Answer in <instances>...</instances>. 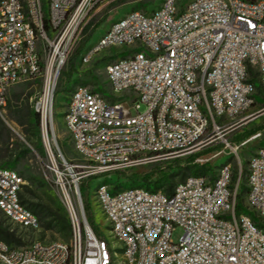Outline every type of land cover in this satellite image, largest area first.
Wrapping results in <instances>:
<instances>
[{"label":"built area","instance_id":"obj_1","mask_svg":"<svg viewBox=\"0 0 264 264\" xmlns=\"http://www.w3.org/2000/svg\"><path fill=\"white\" fill-rule=\"evenodd\" d=\"M114 1L0 0V109L10 86L39 80L31 107L42 163L69 223L68 242L0 240V264H264V145L246 159L243 204L261 225L235 211L237 151L260 132L236 143L223 137L264 109L263 102L248 112L256 92L252 76L264 96V0H162L153 10L132 9L110 20L84 43L79 61L88 63L109 47L133 51L105 63L109 95L85 83L73 86L62 120L75 156L66 160L54 128L56 83L91 15ZM217 138L234 155L235 175L223 162L214 174L186 176L170 195L143 186L113 192L103 182L94 186L107 237L120 248L109 251L85 218L80 182L167 163ZM25 184L15 170L0 168V212L9 230L38 231L36 215L19 201Z\"/></svg>","mask_w":264,"mask_h":264},{"label":"rangeland","instance_id":"obj_2","mask_svg":"<svg viewBox=\"0 0 264 264\" xmlns=\"http://www.w3.org/2000/svg\"><path fill=\"white\" fill-rule=\"evenodd\" d=\"M187 1L188 0H177V3L183 5ZM161 2L162 0H116L113 3L102 7L98 11H95L89 19L91 23L95 22V26L93 27V30L90 33L91 35H89V38L85 43H91L97 37V35L106 28L110 20L116 19L124 13L132 10L137 4H141L140 8L138 9L150 11L157 7ZM88 31L89 28L87 29V33ZM132 51V48L127 45L109 47L100 51L90 62L85 64L81 63L77 56L74 60L75 71L72 73L67 84L64 82V78L61 76V74H59L54 95V128L57 146L66 160L75 156L71 140L62 120L63 109L69 100V94L73 88L72 87L71 90H69L68 85H75L83 82L100 91L103 93V95H109V87L105 76V63L115 57L126 56ZM65 68L66 62L61 70ZM39 85L40 83L37 78L22 80L10 86L8 90V97L11 98V94L13 93L19 94V100L17 103L20 105L26 103L31 106L32 98L38 92ZM253 97L254 104L249 108L248 112L259 109L264 102V96L261 90L256 89ZM11 101L14 102L12 99ZM129 110L131 113H134V109L132 107ZM143 110L144 105L140 103L138 111ZM30 126L33 127L24 130V127L13 120L6 107H4L2 110L0 109V168H11L20 174V176L26 181L28 188H30L36 196L30 197L29 195L25 194L26 198L32 201L39 199L42 203L47 204L51 208L59 209L61 213L66 216L59 202V198L52 181L53 179L51 178L49 172L46 171L42 163V153L36 152L32 147L33 142H39L35 118L30 120ZM254 128H257L256 131L260 132V136L257 139L250 140L245 145L240 146L237 151L241 168H246V159L254 150V148L259 145H264V109L243 126H240L234 131L223 135L227 141L236 143L237 140L235 137L239 133L244 130ZM219 140L220 139L218 138L215 139L212 145L209 147L211 150L199 154L198 158L206 159V164L208 166L206 174H214L220 164L223 162H230L232 171L235 175V172L238 170V164L234 158V155L228 147H216L218 144H220ZM22 148H26L27 151L24 153L22 158L14 163L13 156L18 152L19 149ZM153 165L158 164L149 163L139 165L127 172H115L105 175H98L86 178L80 182V193L85 204L87 221L94 234L106 241L109 251L113 249L115 252L120 253V248L117 242L112 243L107 237V230L109 226L104 221L103 215L101 214L100 209L92 196L94 186L100 182L106 183L110 186L111 192L127 188L129 187V185L126 183L128 179L127 174L134 171H147ZM29 177H34L35 180L40 181L41 184L30 182L28 179ZM239 191L240 189L238 188V192ZM240 197L241 200H238V205L235 208L236 213L243 212L249 215L251 218L257 220V217L254 215V213L247 210L243 205L245 204L244 191L240 192ZM237 198L238 197H236V199ZM19 230H21L23 237L36 236L44 239H58L65 242H68L69 240L68 233L59 232L56 229L43 230L40 227L38 231H33L30 229ZM180 233V229L177 228L172 232L171 237L176 240Z\"/></svg>","mask_w":264,"mask_h":264},{"label":"trees","instance_id":"obj_3","mask_svg":"<svg viewBox=\"0 0 264 264\" xmlns=\"http://www.w3.org/2000/svg\"><path fill=\"white\" fill-rule=\"evenodd\" d=\"M140 6L141 4H137L133 9H138L140 8ZM90 24L91 22L89 20L88 25H86L83 29L84 36L81 38V40L78 42L76 47L69 54L67 61H66V68L61 70L60 72L66 84L70 80L72 73L75 71L74 60L80 53L85 41L88 39L91 31L93 30V28H91L89 29L87 33V29ZM94 26H95V22H94L93 27ZM251 80L255 81V88L257 90H260V86L256 82V79L254 78V76H252ZM73 86L74 85H68V89L71 90ZM11 99L14 102H12ZM18 100H19V94H14V93L11 94V98L10 97L7 98V103L5 107L7 111L9 112L10 116L13 118V120H15L22 127H24V130H27L30 127H33V126H30V120L32 118H35L36 123H37L36 113L34 112V110L29 104H26V103H23L21 105L18 104L17 103ZM256 129L257 128L244 130L241 133H239L235 137V139L236 140L244 139L248 137L250 134H252L253 132H255ZM219 146L220 145H217L216 147H219ZM32 147L36 152L41 153L40 144L38 141L33 142ZM210 150H211L210 148H207L201 152L189 154L182 158L173 159L170 162H167L165 164L163 163V164L153 165L147 171L130 172L129 174H127L128 179L126 183L129 185V187L143 186L149 190L160 189L165 194L170 195L172 193V190L175 184L184 180L186 176L191 175V174L192 175L206 174V171L208 169L206 162L194 161V158L198 156L199 154L208 152ZM26 151H27L26 148L19 149L18 152L13 156L14 163L20 158H22V156H24V153ZM127 171L129 170H126L123 172H127ZM245 175H246V168H241L240 182H239L240 191L237 193V196H236L238 197L236 199V206L238 205V200L239 201L241 200L240 192L246 191ZM28 179L30 182L41 184V182L35 180L34 177H29ZM79 190H80V184H79ZM25 194L29 195L30 197H36L33 191L30 188H28L26 184L22 186L21 191L19 192V201L27 209H29L31 212H33L36 215L39 225L43 230L56 229L59 232L69 234L68 219L63 213H61L59 209H55V208L53 209L47 204L42 203L39 199L32 201L26 198ZM80 196H81V193H80ZM81 201H82L83 212L87 220L86 208L82 200V196H81ZM4 221L5 220L0 212V240L6 243L14 244V245L24 244L25 240L21 238L22 237L21 230H19L16 227L9 230L8 226L4 223ZM254 221L258 225H261L257 220L254 219Z\"/></svg>","mask_w":264,"mask_h":264},{"label":"crops","instance_id":"obj_4","mask_svg":"<svg viewBox=\"0 0 264 264\" xmlns=\"http://www.w3.org/2000/svg\"><path fill=\"white\" fill-rule=\"evenodd\" d=\"M246 124V123H245Z\"/></svg>","mask_w":264,"mask_h":264}]
</instances>
